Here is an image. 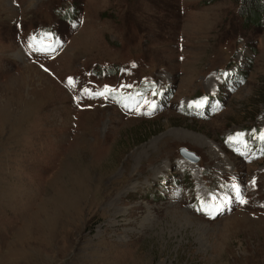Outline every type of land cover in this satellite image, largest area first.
Segmentation results:
<instances>
[{
	"label": "rangeland",
	"instance_id": "1",
	"mask_svg": "<svg viewBox=\"0 0 264 264\" xmlns=\"http://www.w3.org/2000/svg\"><path fill=\"white\" fill-rule=\"evenodd\" d=\"M262 135L264 0H0V264H264Z\"/></svg>",
	"mask_w": 264,
	"mask_h": 264
},
{
	"label": "snow or ice",
	"instance_id": "2",
	"mask_svg": "<svg viewBox=\"0 0 264 264\" xmlns=\"http://www.w3.org/2000/svg\"><path fill=\"white\" fill-rule=\"evenodd\" d=\"M45 50H47V49H45ZM67 82H68L69 86H74V82H73V79L72 78H69ZM109 91L110 90L106 87L104 89V91L97 92V93H95V95H97V96H103V95H105ZM84 92L87 93L88 92V89H84ZM202 104H203V102H194V104H189V107L191 108V107L195 106L196 108H200V107H202ZM152 107L154 108L155 105L153 104ZM149 114H151V113L149 112ZM240 135L241 134H237L236 142H239V136ZM233 139H234L233 137H229V140L230 141L233 140ZM261 139H264V135L261 136ZM253 183H255V181H253ZM233 187H235V186H233ZM236 195H237V197H240V191H239L238 188H236ZM239 202L241 204L246 203V201L243 198H240Z\"/></svg>",
	"mask_w": 264,
	"mask_h": 264
},
{
	"label": "water",
	"instance_id": "3",
	"mask_svg": "<svg viewBox=\"0 0 264 264\" xmlns=\"http://www.w3.org/2000/svg\"><path fill=\"white\" fill-rule=\"evenodd\" d=\"M181 153L193 162H197L199 159L198 156H196L193 152L188 151L186 148H183Z\"/></svg>",
	"mask_w": 264,
	"mask_h": 264
},
{
	"label": "bare ground",
	"instance_id": "4",
	"mask_svg": "<svg viewBox=\"0 0 264 264\" xmlns=\"http://www.w3.org/2000/svg\"><path fill=\"white\" fill-rule=\"evenodd\" d=\"M226 166V165H225Z\"/></svg>",
	"mask_w": 264,
	"mask_h": 264
}]
</instances>
